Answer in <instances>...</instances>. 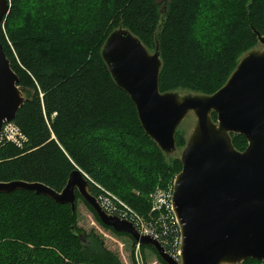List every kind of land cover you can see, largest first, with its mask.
<instances>
[{
    "label": "trees",
    "instance_id": "1",
    "mask_svg": "<svg viewBox=\"0 0 264 264\" xmlns=\"http://www.w3.org/2000/svg\"><path fill=\"white\" fill-rule=\"evenodd\" d=\"M10 3L0 42L26 100L11 122L17 143L0 136V183H39L61 193L78 170L93 197L122 199L171 252L177 226L166 212L153 211L151 196L173 183L183 165L146 135L131 97L103 59V47L122 27L149 51L158 44L161 93L213 95L259 44L256 33L264 36V0H167L165 10L158 0ZM212 119L217 122L216 113ZM231 136L235 149L245 151L246 138ZM185 143L177 132V147ZM78 201L100 226L135 244L104 225L78 193L72 211L17 190L0 194V264H123L104 238L79 226ZM146 249L165 264L152 247L141 245Z\"/></svg>",
    "mask_w": 264,
    "mask_h": 264
},
{
    "label": "water",
    "instance_id": "2",
    "mask_svg": "<svg viewBox=\"0 0 264 264\" xmlns=\"http://www.w3.org/2000/svg\"><path fill=\"white\" fill-rule=\"evenodd\" d=\"M8 10L7 0H0V23ZM256 34L264 46V36ZM102 56L118 87L131 97L146 135L164 154L176 150V132L187 114L192 111L197 117L172 200L181 230L180 262L154 237L142 236L133 224L106 214L78 170L61 193L39 183L12 182L0 183V194L32 191L74 211L78 193L104 225L152 247L165 264L264 262V51L248 52L213 95H189L181 101L176 93H160L158 44L150 54L120 27L107 39ZM25 100L0 42V132ZM213 112L218 124L211 118ZM231 134L246 138L245 151L235 149Z\"/></svg>",
    "mask_w": 264,
    "mask_h": 264
},
{
    "label": "rangeland",
    "instance_id": "3",
    "mask_svg": "<svg viewBox=\"0 0 264 264\" xmlns=\"http://www.w3.org/2000/svg\"><path fill=\"white\" fill-rule=\"evenodd\" d=\"M158 1L161 4V8L165 10V7L167 5L166 4L167 3V0H158ZM7 2H8V5H9V10H8L7 14L3 17L2 22L0 24H2L4 22L5 18L10 13V6H11L10 0H7ZM8 43L10 44V41L9 40H8ZM252 51L253 52H258V53L263 52L264 51V46L259 43ZM148 52L150 54H154L155 51L152 52V51H149L148 50ZM246 55L247 54H245L242 57V59L240 60V62L245 58ZM240 62H239V64H240ZM170 93H176L177 96H178V99L180 101L183 100L185 97H188L189 95H197V94H194V93H191V92H187V91H178V92H170ZM162 94H165V93H162ZM22 96L25 99V95L23 93H22ZM209 96H211V95H209ZM213 113H215V112H213ZM212 114H211V118H212ZM214 123L215 124H218L217 122H214ZM197 124H198V121H197V117H196L195 113L192 112V111L189 112L187 114V116L185 117V119L179 125L178 129H177L178 134H180V136H183V138L186 141L185 146L184 147L183 146L182 147H177L176 146V150L172 154H165L168 157L169 160L176 159V158H179L181 160L183 151H184L187 143L189 142V140L193 136V134H194V132H195V130L197 128ZM0 134H1V132H0ZM231 139H232V136H231ZM177 177L175 178V180H174L173 183H171L170 185L166 186L165 188H159V187L156 188V190L154 191V193L151 196L152 209H154V201L155 202L158 201L157 198L159 196V193H161V192H163L165 194L164 195V200L167 202V204H168V200H169V198H168L169 195H170V200L172 202V200H173V193H174V186H175V182H176ZM106 198H108L109 200H111L114 205H118L119 202H120L124 206L128 207V204L126 202H124L122 199L118 198V197L116 198L118 200V202L115 201V199H114L115 197H112L111 195H107ZM104 202L109 203L108 200H105ZM165 204L162 206V208L160 209V211L161 212H163V211L166 212L167 218L170 219V220H172V221H174L173 214L171 213V210L170 211L167 210L164 207ZM78 211H79V219H78L79 226L81 228L85 229L87 232L94 231L98 235H100L102 238H104V241H105L106 246L110 250H112V251H114V252H116V253L119 254V256H120L123 264H138V260H139V263L140 264H162L158 260L157 256L152 251H150L149 249H146V250L142 251L141 250V245L142 244H140V243H138L136 241H135V244H134L127 237L117 236V235L113 234L111 231H109L107 229H104L102 226H100L98 224V222H96V220L94 219L93 215L91 214V212L88 210V208L84 205V203L82 201H78ZM129 214H131V213H129ZM127 218H130V217L127 215ZM120 219L121 220H125V221H127V222H129L131 224H134V223H132L128 219H124L122 217ZM175 220H176V217H175ZM175 225L177 226V229L178 230L177 231H174L173 236L171 238V244H172L173 249L171 250V252L169 251L170 252L169 253L166 250V248H169L170 249L171 247L170 246H167V245H165L166 248L164 246L163 247L165 248V250L167 251L168 254H170L177 261L180 262V257L178 256L177 253L179 251L181 253V230H180V227L178 225V222ZM136 230L138 231L137 228H136ZM138 233L140 235H142L139 231H138ZM142 236H144V235H142ZM138 247H139V251L137 250ZM136 254H138V257H139L138 260L136 258Z\"/></svg>",
    "mask_w": 264,
    "mask_h": 264
},
{
    "label": "built area",
    "instance_id": "4",
    "mask_svg": "<svg viewBox=\"0 0 264 264\" xmlns=\"http://www.w3.org/2000/svg\"><path fill=\"white\" fill-rule=\"evenodd\" d=\"M0 136H5L9 141L17 143V137L20 135H19L17 129L13 125H11V123H9V124H6L3 126ZM164 195L165 194L163 192L159 193V196L157 198L158 201L157 202L154 201L153 211H160L162 206L166 203L164 207L169 211L171 210V213L173 214V218H174L173 222L176 224L178 221H177V218L175 220L176 215H175L174 210H173V205H172V202L170 200V195L168 197L169 198V200H168L169 205L164 200ZM114 199H115V201L118 202V200L116 198H114ZM105 200H108V202L111 205L107 202H104ZM97 201L99 202L101 209L106 214H108L110 216H115L117 218L122 217L124 219H128L132 223H134L133 225L138 229V231L142 235L151 236V237H154L155 239H157V236L155 235L154 228H152V225L147 220L140 217L138 214H135L128 207L124 206L122 203L119 202L118 205H114L113 202L106 197H103L102 199H99ZM129 213H131V214H129ZM127 215L130 218H127ZM137 250L139 251V247L137 248ZM177 254L180 257V251ZM136 258H137V260L139 259L138 254H136ZM138 264H140L139 260H138Z\"/></svg>",
    "mask_w": 264,
    "mask_h": 264
},
{
    "label": "bare ground",
    "instance_id": "5",
    "mask_svg": "<svg viewBox=\"0 0 264 264\" xmlns=\"http://www.w3.org/2000/svg\"><path fill=\"white\" fill-rule=\"evenodd\" d=\"M181 244H182V238H181ZM180 256H181V253H180Z\"/></svg>",
    "mask_w": 264,
    "mask_h": 264
}]
</instances>
